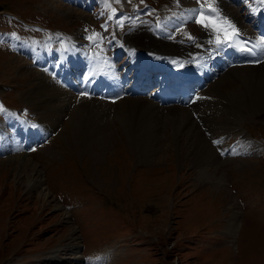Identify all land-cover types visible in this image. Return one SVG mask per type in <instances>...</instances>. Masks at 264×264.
<instances>
[{"label":"rangeland","instance_id":"obj_1","mask_svg":"<svg viewBox=\"0 0 264 264\" xmlns=\"http://www.w3.org/2000/svg\"><path fill=\"white\" fill-rule=\"evenodd\" d=\"M217 1L241 25L262 28L264 0H0V264H264V62L247 65L260 66L251 81L231 71L242 66L219 71L188 109L174 108L180 118L151 99L142 108L153 118L147 139L126 124V105L150 98L152 86L143 97L120 92L116 103L72 93L77 103L110 106L104 132L79 138L66 154L58 143L73 108L42 133L45 110L30 99L34 81L51 77L72 44L74 53L88 48L106 61L117 40L123 49L111 62L120 74L130 60L124 37L199 49L213 41L200 33ZM150 46H140L147 58L136 60L154 61ZM133 75L121 74L122 85ZM234 93L243 102L232 103ZM23 156L36 168L20 172Z\"/></svg>","mask_w":264,"mask_h":264},{"label":"bare ground","instance_id":"obj_2","mask_svg":"<svg viewBox=\"0 0 264 264\" xmlns=\"http://www.w3.org/2000/svg\"><path fill=\"white\" fill-rule=\"evenodd\" d=\"M262 3L263 2L259 3V5H261ZM186 7H190V6L186 5ZM209 12H210V16H209L208 30L202 31L200 35L203 32L205 34L204 37L207 35H211L212 36L211 39L215 41V43L213 41L207 44L199 43L200 46L199 49L191 48V47L186 49L182 46L180 47L167 46L170 49L169 50L165 46H163V48L155 47V46H159L156 44L158 41L157 42H155V40L151 41L150 38H147V35L145 38L138 36L136 38V41L130 39L129 37H124L123 43H126L128 45V52L130 57V60H128L127 64L130 65V67H128V65L121 67L122 69L121 74L127 79L128 73L134 71V75L130 79H128L129 83H131L129 87L123 86L122 83H118L117 86H115L116 83H114V85H110L113 82L112 77H115V75L113 73V70L110 71V69H108V67L106 66L112 67L113 62H111V58L113 57V54L117 52H121L123 49V48L119 49L120 48L119 44L121 43L118 42L117 40L111 42L110 45V48L112 49L110 50L111 56H107L108 65H106L105 61L102 59L103 54L100 51L98 53L95 52L96 58H94V60H90L89 56L88 57L86 56L84 58L82 57V54H89L90 49L88 48L86 50H78L77 53H74L73 49H75L76 46L75 44L71 45L70 51L68 53L59 56L57 55L58 57L55 60L56 63L53 62L55 64L53 75L51 77L47 73L46 74L41 73L39 75V78H37L34 81L36 85L32 89L33 92L31 91V93H33V97H30V99L35 102L38 101L37 103L40 105V107L43 108V110H45V112L41 113L42 114L41 119L43 123L42 127H44L41 130L42 133L44 132L46 133L47 131L50 132L51 130L56 129L55 128L56 125L61 124L62 122L61 119L62 117H64L63 114L66 113V110L69 111L68 110L69 107L73 108L72 112L66 113V115L68 114L70 117L69 121L67 122L68 124L63 127L60 137L58 136L59 139H61L58 143V154L60 153L66 154V153L74 152L75 151L74 141L78 140L81 137H84V139H90L93 136V134H96L98 131L104 132L103 128L101 127L103 126V122L105 118V117L103 118V115L105 114L104 112L107 110L106 107H109L110 105L102 102H107L105 101V99L107 100L114 99V101H116L117 97L119 96V93L123 91H125V94L127 95L130 94L136 97H143L144 96L143 92L145 91L147 85L149 84L154 85L153 91L150 92L149 94L150 98L149 97H147V99L146 98L143 99L144 97L141 99L139 98L137 103L140 107L134 102V99L131 98H130L131 100L129 99L130 101H128L126 105L127 111L132 114L128 118L126 124L130 126V129L132 131L138 132L133 134L140 135L142 139L146 138L147 134H149L150 136L153 135V132H148L149 125L153 122L152 121L153 118L150 115L148 116L144 111L142 112V108L143 106L144 108H146L148 104L151 103L153 104V102L150 100L153 98L159 99L160 94L164 93L167 94L168 96H171L175 103V104L172 103L171 104L172 106H163V108L164 109L168 108L169 111L172 112L174 116L177 118L182 117L185 113H181L182 112L181 110L182 109L185 110L188 108H186L187 105H183V102H181L182 99L181 91H186L190 88L193 89L196 84L203 82L202 78L204 77L205 81L202 83V85L197 86V88L194 90L203 93L206 88V85L208 84V81L214 79L218 74L219 70L217 71L215 69V66L220 64L219 69H225L229 65L226 64L225 62L230 61V57L228 58L224 57L225 54L223 53V47L231 39L238 40L240 38V35L237 32L230 35L231 32L233 33L237 29V27H235L234 25L235 21L239 25H241V23L239 22V17H235L236 14L232 9L225 7L221 1H217L216 3H213L209 7ZM259 16L261 17V15ZM261 19H262L261 27L263 28L264 19L263 17H261ZM197 20H200V16L197 18ZM241 26H240V32H244L245 34H247V31H249L250 28L245 27L243 25ZM144 27L146 26L143 25L135 26V28L132 29V32L141 31L142 33ZM257 32L255 31L254 33H250V34L248 33V34L258 35ZM146 41H149V45H151L150 46L151 50H148V52L147 51L146 52L150 55V57L154 61L147 60L145 63H142L136 59L147 58V57L146 56L141 57L136 55L135 51L131 50V48L135 45L136 49L137 48L140 49V46H143V44L146 43ZM117 48L119 50H116ZM66 51L67 50H65V52ZM50 52H51V48L49 53L47 54L48 58H50ZM55 53L57 52H54V54ZM213 56H216V59H212ZM244 60H249V59L240 60V62H242L240 63L242 67H239L240 69H238L237 67V69L235 70L231 69V71L237 72L236 76L238 78H242V79L246 78L249 81H251L253 74H249V73H252L253 70L260 69L258 68L260 66H258L255 69L251 67H247V65H250L252 63L250 62L245 63L243 62ZM57 63L60 64L61 66L58 67ZM180 65L182 66L180 67ZM185 65H188L190 67V71H188L185 68ZM173 66H175V68L172 70L171 67ZM113 67L114 69H118V70L120 68V66L119 67L113 66ZM260 75L261 74H259V76ZM198 77H199L198 82L190 87L189 84L190 80L191 79L196 80ZM50 79H52V83L48 84ZM60 80L62 81V83H67V85L69 86L68 90L66 88L65 90L64 85L59 83ZM249 81L245 83H248ZM166 87L168 88L167 91H165ZM61 88H63V90L65 91H61L60 90ZM70 88H72L73 90H71ZM72 93L74 94L78 93L89 96L92 94V96L90 97L91 99L92 97L95 98L96 95L98 97V98L96 97V99L101 100L102 102L93 100L92 101L93 103H88V105L87 104L85 105V101L82 102L80 101L81 103H77ZM193 98L194 96L192 97V100ZM230 100L232 103L243 102V98L241 97V95L236 93H234L232 97H230ZM119 103H122V101ZM154 106L156 110L157 109L159 110L158 104L154 103ZM52 107H59L60 110L62 109L61 113L55 116ZM215 107H216L215 113H217L218 112L217 105H215ZM174 108L176 109L182 108V109L180 110L181 112H178ZM48 110L50 111L46 112ZM86 111L89 114L92 113L90 114L91 117L88 118V116L86 115ZM52 113L54 118L52 116L51 119L52 121L49 122L48 118L51 116ZM125 121L126 120L124 119L123 122ZM141 133H144L143 137L141 136ZM205 154H208V152H205ZM17 159L20 160L21 162L18 163L20 164V168H21L20 172L28 171V168H32V169L36 168L35 165L31 164L30 160H28L27 157L23 156L16 158V162ZM41 183H42L41 180H37L34 181L32 184L36 186L37 184L41 185ZM72 240L75 241V239ZM76 245L77 243L74 242L72 245H70V248H75Z\"/></svg>","mask_w":264,"mask_h":264},{"label":"snow or ice","instance_id":"obj_3","mask_svg":"<svg viewBox=\"0 0 264 264\" xmlns=\"http://www.w3.org/2000/svg\"><path fill=\"white\" fill-rule=\"evenodd\" d=\"M0 109H2V106H0ZM214 143H218L217 141H214Z\"/></svg>","mask_w":264,"mask_h":264}]
</instances>
